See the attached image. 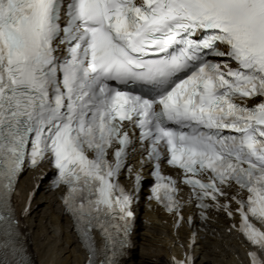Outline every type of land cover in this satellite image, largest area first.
I'll return each mask as SVG.
<instances>
[{
    "label": "snow or ice",
    "instance_id": "1",
    "mask_svg": "<svg viewBox=\"0 0 264 264\" xmlns=\"http://www.w3.org/2000/svg\"><path fill=\"white\" fill-rule=\"evenodd\" d=\"M45 162L88 264H126L146 166L149 199L185 222L162 163L202 220L238 213L264 264V0H0V264H33L12 199Z\"/></svg>",
    "mask_w": 264,
    "mask_h": 264
},
{
    "label": "bare ground",
    "instance_id": "2",
    "mask_svg": "<svg viewBox=\"0 0 264 264\" xmlns=\"http://www.w3.org/2000/svg\"><path fill=\"white\" fill-rule=\"evenodd\" d=\"M30 184V178H25L16 193L15 203L19 209L24 206V195ZM34 205H37V209L30 217L22 220V230L26 232L34 263L83 264L87 254L72 233L69 220L62 216L55 195L42 193ZM150 219L153 226L148 225L149 221L138 224L132 237L134 247L126 264L168 263L169 247L174 238L169 235L167 226H161L160 217L150 216ZM141 245L147 246L143 255L139 254ZM197 253L203 255L200 264H242L245 261L241 245L230 237L200 243Z\"/></svg>",
    "mask_w": 264,
    "mask_h": 264
},
{
    "label": "rangeland",
    "instance_id": "3",
    "mask_svg": "<svg viewBox=\"0 0 264 264\" xmlns=\"http://www.w3.org/2000/svg\"><path fill=\"white\" fill-rule=\"evenodd\" d=\"M140 253L142 254V253H143V251L141 250V251H140Z\"/></svg>",
    "mask_w": 264,
    "mask_h": 264
}]
</instances>
